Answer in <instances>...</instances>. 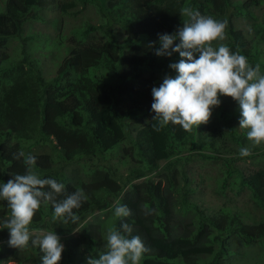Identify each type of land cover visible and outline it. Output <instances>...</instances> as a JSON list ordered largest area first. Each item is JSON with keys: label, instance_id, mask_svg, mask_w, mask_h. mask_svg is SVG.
<instances>
[{"label": "trees", "instance_id": "1", "mask_svg": "<svg viewBox=\"0 0 264 264\" xmlns=\"http://www.w3.org/2000/svg\"><path fill=\"white\" fill-rule=\"evenodd\" d=\"M79 2L82 7L92 3L103 20L78 30L76 36L71 37L70 44L73 45L63 57L56 75L49 80L42 77L36 63L26 55L9 66L8 70L1 67L8 59L6 47L9 40L20 37L23 23L30 16L36 18L35 10L37 7H46V1L33 0L29 3L28 0H5L3 11H0V183L13 179L15 174L24 173L23 158H14L15 153L23 151L35 155L36 170L44 178H53L63 183L66 194L83 189L88 196L82 207L74 210L80 217L77 224L70 222L64 225L58 220L53 221L54 209L51 204L42 206L34 217L32 230H55L63 237L65 251L60 264H87L86 258L89 255L98 258L105 250L98 249L99 237L93 231L94 225L87 223V217L97 210L114 211L111 206L113 199L131 209L133 200L140 199L141 193L149 208L154 207L156 210L155 216L148 220L155 222L160 232L157 238L168 243L174 229L173 217L168 197L162 191L160 182L145 180L133 183L134 180L156 172L164 161L161 169L168 185L174 186L178 193L179 204L195 209L196 205L188 200L190 189L186 187L184 165L192 161L194 156L213 159L220 154H229L226 153L229 144L224 141L226 135L222 134V123L217 118L198 127L197 136L194 129L184 131L171 123L159 132L152 127L155 116L151 107L152 88L159 87L163 82L157 73L161 74L164 67L181 59L179 53H174L172 57H161L155 51L160 47V34L176 33L188 19L181 15L182 7L190 6L204 15L227 20L228 38L224 43L233 51L239 50L253 66L260 64L261 72L264 73L261 50L256 45V41L264 40V27L262 23H256V18L249 11L250 7L257 6L261 0H245L239 5H230V0ZM73 5L70 0L61 2L59 7L65 12ZM229 10L253 20L250 29L253 35H246L243 30L235 27ZM90 31H96L93 38L88 36ZM177 75L175 70L170 69L166 76L175 78ZM50 91L63 111L54 119L46 115L47 94ZM220 100L221 105L217 109L227 125V134L235 142L245 143V137L241 133L234 135L230 126L235 119L241 118L238 103L223 95ZM219 124L220 130L217 128ZM217 140L222 142L221 149L216 147L220 146L216 145ZM29 141H32L29 147L50 143L55 149L59 167L52 166L49 153L23 148V143ZM202 145L206 146L204 151ZM239 150H235L238 156L224 159L225 178L222 186H228V179L236 174L238 189L249 191L252 200L264 209V168L242 170L236 165L237 160L243 158ZM108 153L113 155L118 164L131 162L124 178L117 165H109L106 161L109 159L106 157ZM79 162L91 171V175L83 174V179H79V175L67 177L64 168L73 167ZM73 170L78 171V167ZM180 178L185 183L177 187L178 181L181 184ZM127 184L130 187L125 189ZM64 198L61 195L58 200ZM197 212V225L192 231L186 229L188 235L179 239L175 250L156 247L154 242L144 238L150 251L145 254L142 264H180L181 261L183 264H197L196 257L203 250L214 255L207 264H222V259L229 255V243L233 236L246 244L261 241L264 250V220L247 223L238 213L224 210ZM8 214L7 203L0 200V222ZM134 218L131 215L117 218L114 227L120 228L122 223L127 222L133 228L134 221H139V218ZM168 226L170 229L167 230ZM77 229L79 233L73 236V231ZM213 229L216 233L211 231ZM141 233L142 229L138 228L132 235L140 236ZM6 236L10 237L9 230ZM2 237L0 235V239ZM200 239L209 240L208 248L197 246ZM214 242L218 245L216 250L213 249ZM3 252L5 249L0 246V264L3 262ZM41 256L40 249L31 245L26 250H19L18 256L9 251L6 253V258H11L16 264H42Z\"/></svg>", "mask_w": 264, "mask_h": 264}, {"label": "clouds", "instance_id": "2", "mask_svg": "<svg viewBox=\"0 0 264 264\" xmlns=\"http://www.w3.org/2000/svg\"><path fill=\"white\" fill-rule=\"evenodd\" d=\"M180 12L188 19L176 33L160 34V47L155 51L161 57L179 53L181 59L167 65V69L164 67L161 72L170 67L178 75L175 78L165 76L164 79L161 76L163 82L152 88L153 130L159 132L171 123L190 132L194 126L208 124L213 109L221 105L220 96L223 95L238 103L239 127L247 130L248 140L254 146L264 144V73L260 64L253 66L239 50L233 51L224 43L228 38L227 20L204 15L190 6L182 7ZM88 25L91 24L87 23L78 30H84ZM95 32L90 31L88 36L93 38ZM239 155L247 157L251 151L243 147ZM14 158H23L25 171L0 184V200L5 201L9 209L8 216L0 222V230H9L10 247L18 250H26L30 245L38 247L42 264H60L65 251L61 237L55 230H32L34 217L42 206L51 204L53 221L58 220L64 225L77 224L80 217L74 210L80 209L88 196L83 189L66 194L63 183L42 177L36 170L35 155L20 151L14 154ZM61 195L65 198L58 200ZM131 214L127 205L117 202L114 206L117 218ZM132 233L133 228L127 222L120 228L109 227L104 236L105 251L98 258L89 255L87 264H142L150 249L140 236Z\"/></svg>", "mask_w": 264, "mask_h": 264}, {"label": "rangeland", "instance_id": "3", "mask_svg": "<svg viewBox=\"0 0 264 264\" xmlns=\"http://www.w3.org/2000/svg\"><path fill=\"white\" fill-rule=\"evenodd\" d=\"M4 1L5 0H0V11H3ZM28 1L29 3L33 2V0ZM45 1L46 7H37L35 10L37 17L33 18L30 16L23 23L20 37H13L9 40L8 46L6 47L8 59L1 65L3 69L8 70L9 66H12L15 62L19 61V59L26 55L30 61L36 63L35 65L40 70L42 77H44L45 80H49L56 75L57 68L59 67L62 58L69 50L70 39L72 36L76 35L78 29L84 27L87 23L96 25L103 20V17L92 3L82 7L79 0H72L74 5L67 8L64 12L61 11L59 4L61 2H69L70 0ZM244 1L245 0H230L229 4L239 5L244 3ZM249 11L256 18V23H262L264 27V0H261L257 6L250 7ZM229 14L236 28L243 30L246 35H253L250 34L251 25L253 23V20L250 17L234 14L231 10H229ZM23 42L24 45L22 46ZM257 44L261 50V60L264 62V40L260 42L256 41V45ZM23 48L24 52H22ZM170 69L171 68L168 70ZM168 70L166 72L164 71L161 75L160 73H157V75L162 76L164 79ZM60 111H62V109L59 107L58 100L53 92L50 91L47 94L46 115L49 119H54L61 115ZM214 118L219 119L222 123V134L226 135L224 136V141L229 144V146L226 147V153L229 154H220L218 158L213 159L194 156L192 161L184 165L183 172L187 179L186 187L190 189L188 200L195 204L197 208H185L183 205L179 204L178 193L174 186L168 185L169 183L165 179L163 170L161 169L162 165L165 163L164 161L161 162V167L156 172H150L147 176L134 180L133 183H139L145 180L152 181L153 183L160 182L162 191L168 197L167 202L173 217L172 224L174 229L172 231L171 240H169L168 243H163L157 238V234H160V232L157 230L155 222L151 223L148 220L155 216L156 210L154 207L153 209L149 208L148 204L143 201V194L141 193L140 199L133 200V207L130 210L132 213L131 216L135 217L134 219L139 218V221H134L135 226L133 227V231L141 228L142 233L140 234V237L143 241L144 238H147L149 241L154 242L156 247H165L175 250L177 244L179 245V239L188 235L189 232L186 229L189 228L190 231H192L193 227L197 225L196 217L198 212L196 213V210L205 212L219 210L236 212L238 213L237 215L242 216L243 221L247 223H257L264 220V209L252 200L249 191L238 189L239 186L236 185L238 177L236 174L228 179V186H222L225 178L223 167L224 159L230 158V156H238V154L235 153V150L247 147L250 149L251 155L249 157L239 158L236 165L244 171L264 168V144L254 146L247 138V130L239 127L238 119H235L231 123V129L234 130V135L236 136L241 133L245 137L246 142L243 144L235 142L227 134V125L224 124L217 108L213 109L211 120H214ZM217 128L220 130V124ZM193 129L195 136H197L199 133L198 127L194 126ZM205 133L207 132L205 131ZM31 142L23 143V148H30L31 151L35 152L49 153L51 155V160L53 161L52 166L54 168L59 167L55 149L50 143L46 142V144L44 143L38 146L34 145L29 147L28 145ZM221 143V140H217L216 145L220 146L216 147L221 149ZM125 145H127V143H125ZM202 148V151H204L206 146L202 145ZM230 151L232 153H230ZM106 155V157L110 159L106 160L109 165H117L120 175L124 178L125 174L128 172L127 169L129 168V163L131 164V162H128L127 164L121 162V164H118L114 160L113 155L111 156L109 153ZM114 155H116V153H114ZM75 167H78V171L73 170ZM63 172L67 177H75L76 175H79V179H83V174L88 176L91 175V171H89L82 162L73 165V167L66 166ZM180 181L181 184H179L178 181V185H176L177 187H180L185 183L182 178H180ZM129 184L125 186V189L130 187ZM238 190L240 192H238ZM117 202H119L117 199H113L111 206L114 207ZM116 220L117 217L114 216V211L111 209L98 210L87 217V223L94 225L93 231L97 233L99 237L97 239V241H100L98 249L105 250L106 242L104 236L109 227L115 226ZM174 225L176 226L174 227ZM148 226L151 227V229H149ZM166 228L167 230L170 229L169 226ZM6 231V229L0 230V235L3 236L0 239V246L5 249V252L1 255L3 260L2 264H16L10 260L11 258H6V253L8 251L14 254H17L19 251L8 245L10 237L6 236ZM211 231L216 233L214 229ZM36 232H39V230ZM78 233L79 231L77 229L73 231L72 235L74 236ZM93 237L95 238V236ZM62 239L63 237H61V242H63ZM209 243L210 242L207 239H200L197 246L200 245V248H208L207 245H209ZM217 247V243L214 242L213 249L216 250ZM228 252L229 255L222 259V264H264V250L261 241L246 244L237 236H233L230 239ZM213 256V253L207 250L200 251L196 257L197 264H207L209 259ZM180 264H183V262L181 261Z\"/></svg>", "mask_w": 264, "mask_h": 264}]
</instances>
